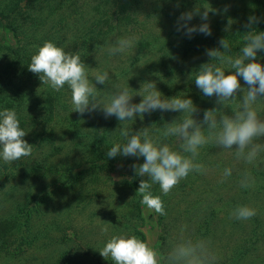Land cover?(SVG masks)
<instances>
[{"label": "rangeland", "instance_id": "374dc122", "mask_svg": "<svg viewBox=\"0 0 264 264\" xmlns=\"http://www.w3.org/2000/svg\"><path fill=\"white\" fill-rule=\"evenodd\" d=\"M154 1L141 0L135 11L138 22L128 25L131 30H151L152 24H158L161 30L175 28L176 20L171 11L169 13H165L164 10L161 11L164 13H160L154 22L153 17H148V13H152ZM175 1L172 0V3ZM186 2L187 5L183 8H177L176 12L181 14L201 5H206L210 9L214 8L217 10L216 14H209L211 27L219 25L225 28L226 25L220 22L231 19L233 21L232 36L237 37L245 32L248 16L253 12H258V6L253 0H186ZM226 8L227 11H225ZM58 13L59 9L56 14ZM171 22L174 23L170 25ZM191 23H200L199 16L194 17ZM58 28L71 30L70 27L63 24L58 25ZM13 32V30L5 28L0 20V60H7L12 47L17 46ZM123 58L119 61L114 60L112 66L118 71L123 69L129 71L128 67L131 65V61ZM261 63H264V59L261 60ZM137 67L138 64L134 65V68ZM144 71L145 69L139 68L136 70L138 72L136 74ZM111 73L116 74V71L111 69ZM127 78V80L123 79L122 81L118 79L116 83L126 84L128 81L127 84H134L135 88H138L142 82L149 81L145 77L140 79L135 75H128ZM150 80L154 81L155 79L152 77ZM241 86L247 87L242 80ZM41 88L43 86L35 82L32 91L39 92L42 90ZM41 92L31 93L29 91L27 96L31 97L33 94L32 97L36 100H42ZM65 92L68 95L71 94L68 87L65 88ZM238 95L242 96L243 93L240 92ZM226 110L231 114L230 108ZM62 113L65 114V112ZM94 113L98 120L94 121L93 119L92 124L101 130L99 124L105 118L103 114L99 116L100 112L98 111ZM260 114L264 116V111ZM178 116L179 114L172 112H163V119L158 117L159 124H157L156 117L149 115L148 121L143 126L152 129L160 128L163 125L161 120L166 123L176 117L179 119ZM41 117H39L40 120ZM101 118L104 119L101 120ZM134 122H124L132 132L142 128L137 122V128H131ZM62 124L60 121L53 124V129L58 131L56 132L58 137L55 138V132L52 134L53 141L56 142L55 145L34 140L35 133L44 135L45 130L38 131V128H33L31 123L23 126L27 131L24 139L33 147L32 154L10 162L6 169H0V184H3L0 190V210L5 209L11 213L13 211L12 201L18 196L24 197L28 191L29 183L32 189L35 188L33 183L45 188L43 193L46 195L43 202L44 209L36 212V217L32 218L29 225L25 221L20 230L16 229L18 233L14 231L7 241L3 238L0 239V264H56L57 259L59 260L57 264H114L110 258L102 257L98 249L103 247L104 242L111 235L122 233L135 235L157 250L160 264H168L169 254L176 244L187 240L195 243L203 233L206 235L202 237L201 241L205 244L207 253L211 252L212 257L215 256L216 258L217 256L221 261H224L226 256H232L234 257L233 264H264V154L254 164H245L244 161L235 157L234 149H222L214 143L206 145L201 149L198 158V162L207 167L205 174L201 175L195 172L189 174L187 178L175 185L167 195H163L159 187H152L153 194L161 196L166 210V215H159L140 202H136L142 198L140 197L141 194L137 192L139 184H136V180L147 179V177L137 176L131 165L143 163V157L137 160L136 157L119 155L115 159L97 156L94 168L91 169V166L84 164L81 169H89V172H82L77 168L76 174L80 173L79 176L68 180L62 167L72 164L78 167L85 162L86 158L91 157L81 151L78 152V144H75V138L61 133L62 129L57 126H62ZM65 125L70 126V123L66 122ZM119 126L120 123L112 129L109 136V145L111 146L115 142L123 140L119 134V129H117ZM51 128V125L47 127V131L53 130ZM103 130H108V128ZM165 142L175 147L181 143L177 138H168ZM257 142H264V139ZM207 147L212 148V154H205ZM58 149L62 151L59 150V153H55L57 158L51 159V157L48 161L50 162L49 165L62 168L58 170L59 175L52 179V175L46 176L45 180L44 177H40V173L36 172L37 170L28 173L29 169L37 166V163L43 162L47 153L51 154ZM83 150L89 152L85 148ZM3 163L5 162L0 161V165ZM58 163L59 165H57ZM225 167L232 168L233 172L230 177L220 182L222 170ZM11 174H15L17 177L11 178ZM245 174L250 175L253 181L248 188L241 186ZM54 181L56 183H53ZM22 191L24 194L20 195ZM32 192H37V189L32 190ZM253 192L258 194V199H254ZM230 196H236L240 200L244 199L245 205L256 209V215L247 221L231 218L230 211L242 204L237 203L230 206L231 201L228 200ZM259 198L261 199L259 200ZM10 199L13 200L9 202ZM193 214H196V217ZM187 219H189V223L185 221ZM198 219L208 220L210 228L202 230V232L198 231L196 234L194 230L198 229V225L194 221ZM105 224H111L108 234L100 232V227ZM21 234L24 236L22 240L20 239ZM239 243L243 244V254H232L234 250L240 247L237 245ZM17 246H20L19 249H16ZM21 248H24L22 254L19 253Z\"/></svg>", "mask_w": 264, "mask_h": 264}, {"label": "clouds", "instance_id": "9594fccd", "mask_svg": "<svg viewBox=\"0 0 264 264\" xmlns=\"http://www.w3.org/2000/svg\"><path fill=\"white\" fill-rule=\"evenodd\" d=\"M216 11L201 5L182 12L176 19L175 30L187 39L196 35L211 36L209 14ZM196 16L200 23H191ZM259 22L260 18L255 15L248 17L246 27L250 30L246 31L239 54H229L231 45L225 37L218 40L217 47L205 50L210 60L196 68L193 82L203 97L215 96L216 106L205 109L199 121L195 118L198 106L190 95L165 96L152 80L142 82L133 92L126 84L113 83L110 71L90 73L78 52H69L52 40L45 41L31 56L28 71L37 74L42 84L53 91L60 92L67 85L71 90V112L83 116L98 111L105 119L115 117L120 122L117 129L123 140L108 147L106 157L115 159L119 155L137 160L143 157V163L131 165L137 176L147 177L140 180L137 190L142 196L140 203L159 215H166L161 196L153 194V185L158 184L160 192L167 195L189 174H205L207 167L198 158L206 145L214 143L222 149H234L235 157L245 164H254L264 154V142H257L264 139V116L260 114L264 111V63H261L264 31L253 28ZM232 24L229 19L224 31H230ZM151 30L161 35L158 24H152ZM137 39L136 35H127L111 43L106 41L96 59L100 62L101 55L123 56L135 46ZM241 80L247 87L241 86ZM97 84L111 85L115 91L101 93ZM240 92L242 96L238 95ZM136 96L141 97L139 102H134ZM228 108L231 114L225 111ZM157 111L178 112L180 118L167 121L160 128L142 127L134 132L122 123L136 121L137 117L143 120L146 114ZM26 134L15 108L0 109V161L10 163L32 154V144L24 139ZM168 138H177L181 143L175 147L165 142ZM232 172V168L225 167L220 182ZM252 183L250 175L245 174L241 186L248 188ZM229 215L238 221H247L256 215V209L237 205ZM110 229L111 224H105L100 232L108 234ZM98 250L114 264H160L157 250L128 233L111 235ZM168 264H211V258L203 242L187 240L172 248Z\"/></svg>", "mask_w": 264, "mask_h": 264}, {"label": "trees", "instance_id": "16d2710c", "mask_svg": "<svg viewBox=\"0 0 264 264\" xmlns=\"http://www.w3.org/2000/svg\"><path fill=\"white\" fill-rule=\"evenodd\" d=\"M165 1L159 0L158 2V0H155L153 2L152 13H148V17H153V22L154 19L159 17L160 13H169L170 11L176 20L180 15V12H176V9L187 5L186 0H176L174 3H172V0ZM140 2L141 0H0V20L5 28L14 31L13 35L17 40V46L12 47L11 54L8 55L7 60H0V109L15 108L20 118L21 127L31 123L33 128H38V131L45 130L44 135L35 133L34 140L50 143V145L56 144L52 138L53 132H55V138L58 137L56 133L58 131L53 129V124L57 123V121L63 123L62 126H57L62 129L61 133L75 138V144H78V152L81 151L91 157L86 158L85 162L78 167L73 164L62 167L68 180L79 176L80 173L76 174L77 168L82 172H89V169H81L84 164L91 166L92 169L96 166L97 156H106L108 147L111 146L109 145V136L112 129L117 127L120 122L114 117L101 118V120H104L100 124L99 122L96 123L102 129L95 128L92 120L97 121L98 119L95 118L94 112L86 113L83 116L76 111L71 112V94L68 95L65 92L67 85L60 92L53 91L49 86L42 84L37 74L28 71L27 64L30 63L31 56L45 41L52 40L58 45H63L69 52H78L90 73L93 70L97 72L105 70L111 72V69L116 71V74L110 73L113 83L118 82V79H121L120 81L123 79L127 80L128 75H135L140 79L145 77L149 80L153 77L157 87L165 96L190 95L198 106L195 118L199 121L203 118L205 109L216 106L215 96L211 98L203 97L193 82L197 71L196 68L210 60V57L205 54V50L217 47L218 40L225 37L231 45V53L229 54L237 55L240 47L245 43L244 37L248 34L246 31L250 30L245 28V32L237 37L232 36L233 32L231 29L230 31H224V27L215 25L216 27L212 28L211 36L196 35L192 39L183 37L181 33L176 32L175 28L172 30H160L161 35L156 34L152 30H131L128 25L138 22L135 11ZM253 2H256L259 13L253 12L250 15L260 18V22L253 25V28L255 31H264V0H253ZM58 9L59 13L56 14ZM163 10L164 12H161ZM155 13L156 15L154 16ZM161 22L163 24V21ZM173 23L171 22L170 25ZM220 23L227 25V21H221ZM60 24L70 27L71 30H60L58 28ZM127 35H136L138 37L135 46L127 54L116 57L101 55L100 62H98L96 56L101 53L106 41L111 43L115 39ZM151 39H154V41H151ZM260 55L258 53V57ZM123 57L127 61H131V65L128 67L129 71L124 69L118 71L112 66L114 60L119 61L124 59ZM136 64H138V67L134 68ZM92 68L93 70H91ZM139 68L145 69V71L137 75L136 73L138 72L136 70ZM192 71V79H189ZM35 82L43 86L41 88L42 92L39 91L43 95L42 100H36L32 97L33 94H30L31 97L27 96L29 91L31 93H39L32 91ZM127 82L126 85L133 92H136L141 86L139 84L140 86L135 88L134 84H127ZM96 86L100 88L97 90L101 93L115 91L114 88H111V85L97 84ZM140 99L141 97L136 96L134 97V102H139ZM61 111L65 112V114ZM226 112L229 114L228 110ZM174 114L179 113L176 112ZM149 115L150 117H156L157 124H159L157 118L159 117L160 119L163 113L157 111L146 114L143 120L137 117V121L134 122L131 128H137L136 122L139 127H144L143 125L148 121ZM40 116H42L41 120L39 119ZM66 122H69L70 126L65 125ZM161 122L164 123L165 121L161 120ZM50 125L53 130L48 132L47 127ZM105 128H108V130H103ZM178 146L176 145V147ZM84 148L89 152L86 150L84 152ZM59 150L61 149L53 151L51 154L47 153L43 162L37 163L35 168L28 170V173L30 174L32 170H37L36 172L40 173V177H44L45 180L46 176L52 175V179L59 175L58 170L62 168L49 165L50 162L48 161L51 157V159L57 158L55 153H59ZM212 152V148L207 147L205 154L209 155ZM8 166L9 163H3V165H0V169H6ZM14 177H17V175L11 174V178ZM53 183H56V181ZM139 183L140 180H136V184ZM29 184L28 191L25 194L22 191L20 194H24L23 198L18 196L15 200L12 199L13 201L9 200L13 204L11 213L5 209L0 210V239L3 238L7 241L9 237L11 238V234L14 231L17 232L16 229L20 230L21 225L24 226L25 221L29 225L32 222V218L36 217V212L44 209L43 202L46 195L43 190L45 188L33 183L37 192H32L34 189ZM2 187L3 184H0V190ZM157 187H159L158 184L153 185V188ZM255 192H253L252 196L254 199H258V194ZM228 200L231 201L230 206L237 203L246 204L244 199L242 201L236 196H230ZM140 201L138 199L136 202ZM224 201H227V199H224ZM31 204L32 207L30 208ZM186 212L188 213V210ZM193 215L196 217V214ZM185 221L189 223V219ZM194 222H197L198 225V229L194 230L196 234L198 231L202 232V230L210 228L208 220L198 219ZM188 228L191 229V227ZM205 235V233L201 234L198 241H201ZM23 237L21 234L20 239L22 240ZM237 245L240 247L234 250L232 254H243V244L239 243ZM19 247L17 246L16 249H19ZM23 252L24 248H21L19 253L22 254ZM210 253L207 254L211 258V264H233L234 257L232 256H226L227 258L221 261L219 257H212ZM57 263H59L58 259L56 260Z\"/></svg>", "mask_w": 264, "mask_h": 264}]
</instances>
